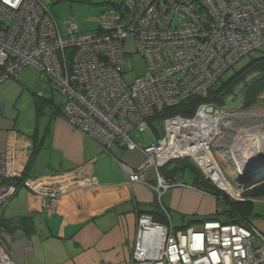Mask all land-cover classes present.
I'll use <instances>...</instances> for the list:
<instances>
[{
    "label": "built area",
    "instance_id": "built-area-1",
    "mask_svg": "<svg viewBox=\"0 0 264 264\" xmlns=\"http://www.w3.org/2000/svg\"><path fill=\"white\" fill-rule=\"evenodd\" d=\"M106 2L110 9L98 30L82 32L72 22L62 32L43 0H0V87L16 80L24 69L35 68L65 97L60 115L71 126L105 152L119 144L146 156L139 170L122 166L130 184L146 182L147 172L154 171L152 187L167 223H157L149 214L139 217L131 264H264V234L253 225L206 222L198 228H175L161 201L169 190L188 187L181 175L167 177L162 172L184 158L231 200L249 201L244 196L248 181L231 179L235 151L258 144L259 139L251 136L255 132L264 143V126L253 122L244 126L251 114L207 102L191 118L165 119L161 138L149 124L166 107L192 98L205 100L237 63L264 48V0ZM130 37L148 67L147 74L132 84L124 78V45ZM136 131L150 132L151 143L139 146L132 139ZM87 167L91 172L92 163ZM23 176L0 152V264H17L1 220L20 187L40 195L43 208L49 210L71 189L99 186L92 172L86 175L81 169Z\"/></svg>",
    "mask_w": 264,
    "mask_h": 264
},
{
    "label": "crops",
    "instance_id": "crops-1",
    "mask_svg": "<svg viewBox=\"0 0 264 264\" xmlns=\"http://www.w3.org/2000/svg\"><path fill=\"white\" fill-rule=\"evenodd\" d=\"M1 104L0 152L7 155L12 170L36 178L81 169L99 181L93 189H71L49 210L43 208L40 195L20 187L2 212V220L10 224L5 228L6 244L16 263L131 264L139 217L160 203L152 187L154 171L147 172L146 182L130 184L122 165L139 170L146 156L119 144L105 152L50 107L42 116L36 111L30 122L27 117L4 115L6 104ZM186 175L182 177L188 187L173 188L161 199L172 224L174 218L181 222V227L173 224L175 228L218 210L216 198L198 190L191 174L187 182Z\"/></svg>",
    "mask_w": 264,
    "mask_h": 264
},
{
    "label": "trees",
    "instance_id": "trees-1",
    "mask_svg": "<svg viewBox=\"0 0 264 264\" xmlns=\"http://www.w3.org/2000/svg\"><path fill=\"white\" fill-rule=\"evenodd\" d=\"M246 58H249L247 63L241 66L240 69H236L239 63ZM241 61L219 80L205 100L192 98L177 106L166 107L157 113L149 121L151 131L161 138L162 124L165 119L174 116L191 118L203 102L212 103L221 108H226L230 99L234 100V103L237 101L242 102L243 108H250L260 104L264 94V48L250 53ZM36 99L35 105L39 116H42V112L47 106L53 110L55 115L61 113L62 105H56L53 95L51 97H43V100L38 97ZM162 172L167 177L191 174L194 178V186L198 190L214 196L217 200L218 210L214 215L203 219H193L189 222L190 225L180 229H188L195 224L203 225L206 222H220L222 224H242L248 222L257 228L252 223L250 215L253 210L254 200L264 197V180L257 182L245 192L244 196L249 201L237 202L231 200L229 196L212 182L206 180L201 170L188 158L174 160ZM23 178H26V175ZM148 214L152 215L157 223H167V217L161 206L157 203H155L153 210L148 212ZM26 221L21 220L20 223ZM1 225L6 229L10 228L8 221L1 220ZM261 233L264 234L263 232Z\"/></svg>",
    "mask_w": 264,
    "mask_h": 264
},
{
    "label": "rangeland",
    "instance_id": "rangeland-1",
    "mask_svg": "<svg viewBox=\"0 0 264 264\" xmlns=\"http://www.w3.org/2000/svg\"><path fill=\"white\" fill-rule=\"evenodd\" d=\"M119 1L121 0H115V2ZM43 2L51 8L62 32L66 31V24L72 22L79 24L82 32L96 31L100 27L105 13L110 9V4L105 0H43ZM124 50L127 53L124 78L128 84H132L136 78L147 74L148 67L144 58L137 52L136 44L132 37L126 41ZM248 60L249 58H246L241 61L236 69H240ZM45 84H47L46 87ZM52 92L56 105H64L65 97L54 84L49 83L47 79H43L39 70L26 68L16 80H9L0 87V101L6 104L4 115L11 118L17 116L27 117L31 122L37 111L36 98L41 96L42 93L45 98L49 97ZM41 99L43 100V98ZM263 101L264 94L260 104L250 108H243L242 102L237 101L238 103H234V100L230 99L226 108L243 110L251 114V119L247 120L243 124L244 126H249L251 122L255 125L264 126ZM47 108L45 113L49 112ZM149 137L150 132L140 133L136 131L132 134V139L141 147L148 146L151 143ZM222 165L227 168L228 163L222 161ZM260 177V181L264 180V174ZM191 179V175L187 174L185 180L189 182ZM250 219L264 233V197L254 200ZM173 224L176 227H181V222L176 218H174Z\"/></svg>",
    "mask_w": 264,
    "mask_h": 264
},
{
    "label": "water",
    "instance_id": "water-1",
    "mask_svg": "<svg viewBox=\"0 0 264 264\" xmlns=\"http://www.w3.org/2000/svg\"><path fill=\"white\" fill-rule=\"evenodd\" d=\"M235 153L239 164L232 171L231 179L234 183H238L239 179L243 178L244 182L248 181L245 185L246 189H250L260 181V176L264 174L263 147L260 144H248L237 148ZM257 167L260 168L258 174L255 173Z\"/></svg>",
    "mask_w": 264,
    "mask_h": 264
},
{
    "label": "bare ground",
    "instance_id": "bare-ground-1",
    "mask_svg": "<svg viewBox=\"0 0 264 264\" xmlns=\"http://www.w3.org/2000/svg\"><path fill=\"white\" fill-rule=\"evenodd\" d=\"M252 137H257L258 139H259V142H258V144H260L261 145V147H263V150H264V143L263 142H261V139H260V136H259V134H258V132H255V133H252V135H251ZM244 146V145H243ZM245 147V146H244ZM237 164H239V162L237 161Z\"/></svg>",
    "mask_w": 264,
    "mask_h": 264
}]
</instances>
